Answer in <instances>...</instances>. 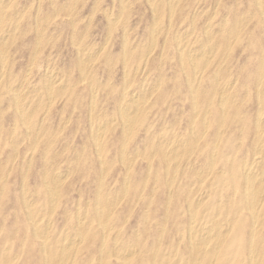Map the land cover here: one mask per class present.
Returning a JSON list of instances; mask_svg holds the SVG:
<instances>
[{"label":"rangeland","instance_id":"obj_1","mask_svg":"<svg viewBox=\"0 0 264 264\" xmlns=\"http://www.w3.org/2000/svg\"><path fill=\"white\" fill-rule=\"evenodd\" d=\"M0 36V264H264V0H0Z\"/></svg>","mask_w":264,"mask_h":264},{"label":"bare ground","instance_id":"obj_2","mask_svg":"<svg viewBox=\"0 0 264 264\" xmlns=\"http://www.w3.org/2000/svg\"><path fill=\"white\" fill-rule=\"evenodd\" d=\"M81 1V0H80ZM171 1V0H170ZM1 2H3V1H1ZM6 2V1H5ZM125 2V1H124ZM127 2V1H126ZM7 3V2H6ZM175 3V2H174ZM185 3V2H184ZM171 4H173V2H171ZM257 4H258V2H257ZM2 5V4H1ZM4 5V4H3ZM129 5V4H128ZM183 5V4H182ZM66 6V5H65ZM151 6V5H150ZM176 6V5H175ZM238 6V5H237ZM7 10V9H6ZM169 10H171V9H169ZM16 11V10H15ZM23 11V10H22ZM21 11V12H22ZM210 11V10H209ZM215 11V10H214ZM19 12V11H18ZM38 12V11H37ZM59 13V12H58ZM171 13V12H170ZM198 13V12H197ZM2 14V13H1ZM5 14V13H4ZM15 14V13H14ZM243 14V13H242ZM229 15V14H228ZM110 16V15H109ZM173 16V15H172ZM200 16V15H199ZM11 17V16H10ZM112 17V16H111ZM2 18V17H1ZM116 18V17H115ZM226 19V18H225ZM45 20V19H44ZM111 20H112V18H111ZM116 20V19H115ZM224 20V19H223ZM114 21V20H113ZM46 22V21H45ZM90 22V21H89ZM220 22V21H219ZM218 22V23H219ZM225 22V21H224ZM239 22V21H238ZM237 22V23H238ZM1 23H2V20H1ZM118 23V22H117ZM170 23V22H169ZM15 24H16V22H15ZM37 24V23H36ZM157 24V23H156ZM210 24V23H209ZM239 24H242L241 22L239 23ZM18 25H19V23H18ZM234 25V24H233ZM17 26V25H16ZM38 26V25H37ZM223 26V25H222ZM235 26H236V24H235ZM240 26V25H239ZM247 26V25H246ZM201 27V26H200ZM220 27V26H219ZM232 27V26H231ZM236 27H238V26H236ZM17 28V27H16ZM208 28V27H207ZM9 29V28H8ZM164 29V28H163ZM221 29H223V28H221ZM236 28H234V30H235ZM13 30H14V28H13ZM192 30V29H191ZM215 30V29H214ZM228 30V29H227ZM191 32H193V31H191ZM210 32H211V30H210ZM209 32V33H210ZM226 32V31H225ZM237 31H235V33H236ZM13 33V32H12ZM160 33V32H159ZM158 33V34H159ZM181 33V32H180ZM180 33L178 34V35H180ZM206 33V32H205ZM221 33H222V31H221ZM234 33V34H235ZM238 33V32H237ZM237 33H236V35H237ZM190 34V33H189ZM208 34V33H207ZM3 35H5V34H3ZM164 35V34H163ZM183 36H185V35H183ZM214 36V35H213ZM220 36H221V34H220ZM225 36V35H224ZM1 37V36H0ZM177 37V36H176ZM182 37V36H181ZM181 37H180V39H181ZM219 37V36H218ZM4 38V37H3ZM186 38H187V36H186ZM220 38V37H219ZM225 39V38H224ZM229 39H231L230 37H229ZM4 40H5V38H4ZM188 40V39H187ZM194 40V39H193ZM192 40V41H193ZM202 40H205V39H201V42H202ZM179 41V40H178ZM206 41H207V38H206ZM217 41H219V39L218 40H216V42ZM227 41H228V39H227ZM236 41V40H235ZM182 42V41H181ZM194 42V41H193ZM108 43V42H107ZM202 43H204V42H202ZM208 43V42H207ZM207 43H205V44H207ZM210 43V42H209ZM223 43H225V40H224V42ZM94 44V43H93ZM192 43H190L189 44V47L190 46H192L191 45ZM198 44V43H197ZM201 44V43H200ZM214 44H216V43H214ZM202 45V44H201ZM218 45V44H217ZM186 46V45H185ZM205 46V45H204ZM87 47V46H86ZM212 47H213V45H212ZM225 47H226V45H225ZM102 48V47H101ZM179 48V47H178ZM182 48H184V47H182ZM194 48V47H193ZM205 48V50H206V47H204ZM203 48V49H204ZM211 48V47H210ZM214 48V47H213ZM224 48V47H223ZM150 49V48H149ZM189 49V48H188ZM192 49V48H191ZM190 49V50H191ZM196 49H198V47L196 48ZM196 49H195V51H196ZM202 49V50H203ZM212 49V48H211ZM217 49H219V48H217ZM180 50H181V48H180ZM199 50H201V49H199ZM198 50V51H199ZM201 50V51H202ZM208 50V49H207ZM225 50V49H224ZM227 50V49H226ZM37 51V50H36ZM79 51V50H78ZM110 51V50H109ZM179 51V50H178ZM178 51H176V52H178ZM182 51H184V50H182ZM209 51V50H208ZM214 51V49H212V52ZM223 51V50H222ZM83 52V51H82ZM125 52V51H124ZM150 52V51H149ZM180 52V51H179ZM190 52V51H189ZM197 52V51H196ZM204 52V51H203ZM211 52V50L208 52V53H210ZM211 52V53H212ZM215 52V51H214ZM229 52V51H228ZM91 53V52H90ZM188 53V52H187ZM194 53V52H193ZM205 53H207L206 51H205ZM204 53V54H205ZM220 53H223V52H220ZM93 54V53H92ZM189 54V53H188ZM108 55V54H107ZM106 55V56H107ZM185 56H186V53L184 54ZM200 55V54H199ZM199 55H198V57H199ZM213 55V54H212ZM196 56V55H195ZM201 56V55H200ZM206 56V55H205ZM147 57V56H146ZM227 57V56H226ZM5 58V57H4ZM4 58H2V60L4 59ZM78 58H79V56H78ZM86 58V57H85ZM164 58V57H163ZM196 58V57H195ZM204 58V57H203ZM210 57H209V55H208V59H209ZM219 58H220V55H219ZM95 59V58H94ZM5 60V59H4ZM33 60V59H32ZM182 60V59H181ZM188 61H190V60H188ZM187 61V62H188ZM199 62V61H198ZM207 62V61H206ZM3 63V62H2ZM5 63V62H4ZM192 63V62H191ZM197 63V62H196ZM32 64V63H31ZM140 64V63H139ZM199 64V63H198ZM204 64V63H203ZM264 65V64H263ZM4 66V65H3ZM92 66V65H91ZM197 66V65H196ZM195 66V67H196ZM203 66V65H202ZM30 67V66H29ZM263 67V66H262ZM83 68V67H82ZM91 68V67H90ZM151 69V68H150ZM195 69V68H194ZM193 69V70H194ZM258 70V69H257ZM139 71V70H138ZM219 71V70H218ZM30 72V71H29ZM49 72V71H48ZM52 72L54 73V71L52 70ZM193 72H195V71H193ZM220 72V71H219ZM82 73V72H81ZM47 74V73H46ZM48 74H50V73H48ZM203 74V73H202ZM162 75V74H161ZM50 76V75H49ZM48 76V77H49ZM87 76V75H86ZM47 77V78H48ZM51 77V76H50ZM58 77V76H57ZM82 77V76H81ZM129 77V76H128ZM207 77H208V75H207ZM259 77V76H258ZM52 78V77H51ZM60 78V77H59ZM215 78V77H214ZM24 79V78H23ZM108 79V78H107ZM158 79H159V77H158ZM262 79V78H261ZM260 79V80H261ZM26 80V79H25ZM57 80V79H56ZM55 80V81H56ZM193 80V79H192ZM213 80V79H212ZM236 80V79H235ZM53 81H54V79H53ZM54 81V82H55ZM144 81V80H143ZM156 81V80H155ZM187 81H188V79H187ZM215 80H213V82H214ZM58 82V81H57ZM233 82V81H232ZM50 83H51V81H50ZM56 83V82H55ZM156 83V82H155ZM224 83V82H223ZM230 83V82H229ZM261 83H262V81H261ZM64 84H66V83H64ZM150 84H152V83H150ZM157 84V83H156ZM200 84V83H199ZM24 85V84H23ZM76 85V84H75ZM153 85V84H152ZM161 85V84H160ZM257 85V84H256ZM126 86H127V84H126ZM157 86V85H156ZM22 87V86H21ZM27 87V86H26ZM32 87H33V85H32ZM31 87V89H34V87L32 88ZM45 88H46V86H44ZM49 87H51V88H49ZM49 87H48V89L50 90V89H53L52 87L53 86H51V85H49ZM59 87V86H58ZM62 87H63V85H62ZM61 87V88H62ZM66 87H68L67 85H66ZM65 87V88H66ZM190 87V86H189ZM12 88H13V86H12ZM16 88V87H15ZM36 88V87H35ZM69 88V87H68ZM158 88V87H157ZM194 88V87H193ZM214 88V87H213ZM217 88V87H216ZM14 89V88H13ZM229 89V88H228ZM19 90V89H18ZM40 90H41V88H40ZM62 90V89H61ZM65 90V89H64ZM69 91V90H68ZM72 91V90H71ZM196 91H197V89H196ZM258 91H259V89H258ZM28 92H29V90H28ZM45 92V91H44ZM62 92V91H61ZM67 92V91H66ZM18 93V92H17ZM24 93V92H23ZM23 93H22V95H23ZM33 93V92H32ZM52 93V92H51ZM50 93V94H51ZM123 93V92H122ZM124 93H125V91H124ZM132 93V92H131ZM213 93V92H212ZM26 93H24V95H25ZM70 94V93H69ZM127 94V93H126ZM133 94V93H132ZM136 94V93H135ZM18 95V94H17ZM29 95V94H28ZM27 95V96H28ZM36 95V94H35ZM123 95V94H122ZM137 95V94H136ZM51 96V95H50ZM56 96V95H55ZM54 96V97H55ZM48 97V96H47ZM95 97V96H94ZM123 97V96H122ZM129 97V96H128ZM135 97V96H134ZM142 97V96H141ZM41 98V97H40ZM56 98V97H55ZM68 98V97H67ZM222 98V97H221ZM246 98V97H245ZM33 99V98H32ZM121 99V98H120ZM125 99V98H124ZM128 99H130V98H128ZM127 99V100H128ZM55 100V99H54ZM95 100V99H94ZM31 101V100H30ZM29 101V102H30ZM123 101V100H122ZM137 101V100H136ZM227 101V100H226ZM260 101V100H259ZM39 102V101H38ZM52 102V101H51ZM50 102V103H51ZM120 102H121V100H120ZM130 102V101H129ZM221 102H223V99H221ZM261 102V101H260ZM16 103V102H15ZM29 104V103H28ZM120 104V103H119ZM126 104V103H125ZM129 104V103H128ZM36 105H38V103H36ZM40 105V104H39ZM127 105V104H126ZM207 105V104H206ZM17 106V105H16ZM122 106V105H121ZM147 106V105H146ZM259 106V105H258ZM37 107V106H36ZM129 107V106H128ZM135 107V106H134ZM223 107V106H222ZM224 107H226V105L224 106ZM22 108V107H21ZM35 108V107H34ZM122 108V107H121ZM126 108V107H125ZM259 108V107H258ZM24 110L26 109V105H25V107L23 108ZM28 110H29V108H27ZM126 109H128V108H126ZM46 110V109H45ZM119 110H120V108H119ZM130 110V109H129ZM18 111V110H17ZM205 111V110H204ZM26 112V111H25ZM31 112V111H30ZM128 112V111H127ZM133 112V111H132ZM182 112V111H181ZM260 112V111H259ZM19 113H21V112H19ZM23 113V112H22ZM21 113V114H22ZM33 113H34V110H33ZM104 113V112H103ZM123 113H124V111H123ZM126 113V112H125ZM145 113V112H144ZM203 113V112H202ZM222 113H223V111H222ZM27 114H28V112H27ZM45 114V113H44ZM206 113H204V115H205ZM23 115V114H22ZM31 115V114H30ZM223 115V114H222ZM126 116V115H125ZM203 116V115H202ZM233 116V115H232ZM221 117V116H220ZM260 117H262V116H260ZM113 118V117H112ZM222 118V117H221ZM224 118V117H223ZM204 119H205V117H204ZM27 120V119H26ZM30 120V119H29ZM42 120V119H41ZM111 120V119H110ZM128 120V119H127ZM131 119H129V121H130ZM203 120V119H202ZM201 120V121H202ZM222 120V119H221ZM263 120V119H262ZM22 121V120H21ZM133 121V120H132ZM67 122H68V119H67ZM92 122V121H91ZM204 122H205V120H204ZM203 122V123H204ZM43 123V122H42ZM66 123V122H65ZM98 123V122H97ZM135 123V122H134ZM259 123V122H258ZM28 124H29V122H28ZM64 124V123H63ZM108 124V123H107ZM127 124V123H126ZM133 124V123H132ZM174 124H175V122H174ZM252 124V123H251ZM105 126H106V124H104ZM117 125V124H116ZM115 125V126H116ZM119 125V124H118ZM101 126H103V125H101ZM105 126H103V127H105ZM133 126V125H132ZM219 126V125H218ZM27 127H30V126H27ZM62 127V126H61ZM203 127H204V124H203ZM123 128V127H122ZM188 128V127H187ZM101 129V128H100ZM219 129V128H218ZM259 129V128H258ZM97 131V130H96ZM132 131V130H131ZM161 131V130H160ZM127 132V131H126ZM195 132V131H194ZM13 133V132H12ZM30 133V132H29ZM37 133V132H36ZM172 133V132H171ZM191 133V132H190ZM221 133V132H220ZM38 134V133H37ZM104 134V133H103ZM127 134V133H126ZM200 134V133H199ZM183 135V134H182ZM189 135V134H188ZM180 136V135H179ZM178 136V137H179ZM190 136H191V134H190ZM36 137V136H35ZM103 137V136H102ZM170 137V136H169ZM201 137H202V135H201ZM200 137V138H201ZM196 138V137H195ZM253 138H255V137H253ZM262 138V137H261ZM261 138H259L258 139V141H257V146L259 147V149H260V151H259V153H261L262 154V156L264 155V144L262 143V141L263 140H260ZM24 139V138H23ZM22 139V140H23ZM96 139V138H95ZM148 139V138H147ZM175 139V138H174ZM188 139V138H187ZM36 140V139H35ZM38 140V139H37ZM97 140V139H96ZM173 140V139H172ZM190 140V139H189ZM163 141H166V140H163ZM184 141V140H183ZM186 141V140H185ZM214 141H217L216 139L214 140ZM18 142H19V140H18ZM102 142V141H101ZM220 142V141H219ZM168 143V142H167ZM179 143V142H178ZM127 144V143H126ZM183 144V143H182ZM192 144V143H191ZM196 144V143H195ZM19 145V144H18ZM95 145H96V141H95ZM176 145V144H175ZM174 145V146H175ZM167 146V145H166ZM178 146V145H177ZM187 146V145H186ZM185 146V147H186ZM191 146V145H190ZM195 146V145H194ZM238 146V145H237ZM96 147V146H95ZM99 147V146H98ZM168 147V146H167ZM158 148V147H157ZM237 148V147H236ZM97 149V148H96ZM182 149V148H181ZM145 150V149H144ZM164 150V149H163ZM190 150H192V149H190ZM190 150H188V151H190ZM256 150V149H255ZM187 151V152H188ZM166 152V151H165ZM119 153V152H118ZM171 153V152H170ZM212 153V152H211ZM213 153H214V151H213ZM136 156V155H135ZM135 156H134V158H135ZM137 156H139L138 154H137ZM213 157V156H212ZM32 158V157H31ZM120 159H121V157H120ZM210 160H211V158H210ZM130 161V160H129ZM132 161V160H131ZM233 161V160H232ZM256 161H258V159L256 160ZM260 161V160H259ZM13 162H14V160H13ZM100 163H101V161H100ZM242 163H244V162H242ZM213 164V163H212ZM196 165V164H195ZM243 165V164H242ZM7 166V165H6ZM29 166V165H28ZM246 166V165H245ZM192 167V166H191ZM212 166L210 165V168H211ZM258 168H259V166H258V162H254V163H252V165H250L249 166V164H248V166H247V168H246V171H245V185H246V192H245V196H246V200H247V202H248V205H250V207H251V211H252V216L253 217H255V209L257 208V206H258V203H259V200L264 196V163H263V166H260V169H259V171H258ZM151 169V168H150ZM174 169V168H173ZM173 169H171V170H173ZM222 169V168H221ZM221 169L219 170V171H221ZM197 170V169H196ZM59 171V170H58ZM201 171V170H200ZM209 171V170H208ZM241 171H242V169H241ZM66 172V171H65ZM157 172V171H156ZM175 172V171H174ZM146 173H147V170H146ZM60 173L58 172V175H59ZM155 174V173H154ZM157 174V173H156ZM200 174H201V172H200ZM63 175V174H62ZM61 175V176H62ZM146 175V174H145ZM243 175H244V172H243ZM52 176V175H51ZM124 176V175H123ZM170 176H172V175H170ZM220 176H222V175H220ZM8 177V176H7ZM59 177V176H58ZM65 177V176H64ZM62 178V177H61ZM105 178V177H104ZM156 178V177H155ZM220 178V177H219ZM188 179V178H187ZM128 180V179H127ZM166 180V179H165ZM190 180V179H189ZM61 181V180H60ZM179 181V180H178ZM49 182V181H48ZM180 182V181H179ZM192 182H194V180L192 181ZM208 182H209V179H208ZM223 182L224 181H222V184H223ZM125 183V182H124ZM216 183H218V182H216ZM101 184V183H100ZM144 184V183H143ZM221 184V185H222ZM183 185V184H182ZM191 185H193V184H191ZM214 185H216V184H214ZM187 186H189V183L187 184ZM201 186V185H200ZM145 187V186H144ZM216 187V186H215ZM214 187V188H215ZM3 188V187H2ZM58 188V187H57ZM171 188V187H170ZM188 189H190V187L188 188ZM122 190V189H121ZM187 190V189H186ZM185 190V191H186ZM205 189H203V191H204ZM142 191V190H141ZM189 191V190H188ZM194 191H196V189L194 190ZM121 192V191H120ZM214 192V191H213ZM234 192V191H233ZM98 193V192H97ZM190 193V192H189ZM209 193V192H208ZM55 194V193H54ZM203 194V193H202ZM205 194H207V193H205ZM26 195V194H25ZM98 195V194H97ZM124 195V194H123ZM200 195H201V193H200ZM213 195V194H212ZM115 196V195H114ZM107 197H109V196H107ZM25 198V197H24ZM28 198V197H27ZM115 197H113V199H114ZM178 198V197H177ZM194 197H192V199H193ZM244 198V197H243ZM50 199V198H49ZM205 199V198H204ZM56 200V199H55ZM184 200V199H183ZM215 200V199H214ZM220 200V199H219ZM97 201H99V200H97ZM201 201V200H200ZM245 201V200H244ZM26 202V201H25ZM110 202H112V201H110ZM117 202V201H116ZM195 202H196V200H195ZM216 202V201H215ZM219 202V201H218ZM217 202V203H218ZM233 202V201H232ZM108 203V202H107ZM113 203H115V202H113ZM216 203V204H217ZM227 203V202H226ZM29 204V203H28ZM215 204V203H214ZM224 204V203H223ZM207 205V204H206ZM205 205V206H206ZM211 205V204H210ZM29 206V205H28ZM32 206V205H31ZM52 206V205H51ZM135 206V205H134ZM231 206V205H230ZM262 206V205H261ZM53 207H54V205H53ZM207 207V206H206ZM241 207H242V205H241ZM134 208V207H133ZM189 208V207H188ZM98 209V208H97ZM206 209V208H205ZM32 210V209H31ZM31 210H29V211H31ZM228 210V209H227ZM238 210H240V209H238ZM83 211V210H82ZM81 211V212H82ZM133 211V210H132ZM204 211V210H203ZM202 211V212H203ZM53 212V211H52ZM69 212V211H68ZM197 212V211H196ZM259 212V211H258ZM257 212V213H258ZM184 213V212H183ZM204 213V212H203ZM218 213V212H217ZM79 214H81V213H79ZM180 214H182V213H180ZM179 214V215H180ZM185 214V213H184ZM191 214V213H190ZM218 215V214H217ZM238 215H239V213H238ZM244 215V214H243ZM258 215V214H257ZM90 216V215H89ZM88 216V217H89ZM193 216V215H192ZM31 217V216H30ZM45 217V216H44ZM77 217V216H76ZM80 217H81V215H80ZM96 217V216H95ZM109 217V216H108ZM179 217V216H178ZM195 217V216H194ZM217 217V216H216ZM215 217V218H216ZM225 217V216H224ZM246 217V216H245ZM43 218V217H42ZM97 218V217H96ZM192 218V217H191ZM201 218H202V216H201ZM51 219V218H50ZM218 219V218H217ZM251 219H252V217H251ZM33 220H34V218H33ZM81 220H82V218H81ZM191 220V219H190ZM193 220V219H192ZM223 220V219H222ZM222 220L220 221V222H222ZM232 220H233V217H232ZM252 220H254V219H252ZM91 221V220H90ZM199 221H201V220H199ZM230 221V220H229ZM36 222V221H35ZM39 222H40V220H39ZM38 222V223H39ZM228 222V221H227ZM254 222H256V220L254 221ZM86 223H87V221H86ZM178 223H180V222H178ZM192 223H195V222H192ZM33 224V223H32ZM182 224V223H181ZM184 224H186V223H184ZM183 224V225H184ZM223 224V223H222ZM221 224V225H222ZM232 224V223H231ZM252 224V223H251ZM189 225H190V223H189ZM204 225V224H203ZM202 225V226H203ZM218 225V224H217ZM224 225V224H223ZM104 226V225H103ZM102 226V227H103ZM162 226V225H161ZM210 226V225H209ZM220 226V225H219ZM49 227V226H48ZM183 227V226H182ZM185 227V226H184ZM212 227V226H211ZM44 228V227H43ZM76 228V227H75ZM97 228V227H96ZM111 228V227H110ZM109 228V229H110ZM114 228V227H113ZM113 228H111V229H113ZM203 228V227H202ZM207 228V227H206ZM224 228V227H223ZM256 228V227H255ZM73 229H74V227H73ZM205 229V228H204ZM44 230V229H43ZM179 230V229H178ZM181 230H183V229H181ZM190 230V229H189ZM196 230H197V228H196ZM210 230V229H209ZM252 230V229H251ZM262 230V229H261ZM260 230V231H261ZM34 231H36V230H34ZM89 231V230H88ZM171 231V230H170ZM36 232H38V230L36 231ZM40 232V231H39ZM43 232V231H42ZM87 232V231H86ZM97 232H99V231H97ZM136 232V231H135ZM182 232V231H181ZM180 232V233H181ZM222 232H224V231H222ZM226 232V231H225ZM193 233H194V230H193ZM196 233V232H195ZM251 233H252V231H251ZM45 234V233H44ZM43 234V236H45ZM254 234V233H253ZM252 234V235H253ZM59 235V234H58ZM68 235V234H67ZM96 235V234H95ZM184 235H186V234H184ZM219 232L218 233H216V232H214V231H207L206 233H205V235H204V237L201 239V238H199V242L198 243H196V248L197 249H199L203 244H205V243H207V242H209L210 243V241H212V240H219ZM64 236V235H63ZM70 236H71V234H70ZM199 236V235H198ZM55 237V236H54ZM65 237V236H64ZM69 237V236H68ZM180 237V236H179ZM191 237V236H190ZM189 237V238H190ZM45 238V237H44ZM72 238V237H71ZM75 238V237H74ZM77 238V237H76ZM194 238V237H193ZM62 239V238H61ZM77 240V239H76ZM173 240V239H172ZM201 240V241H200ZM73 241V240H72ZM80 241V240H79ZM119 241H120V239H119ZM180 242V241H179ZM252 243V241L250 242V244ZM104 244V243H103ZM172 244V243H171ZM192 244V243H191ZM256 244V243H255ZM23 245V244H22ZM69 245V244H68ZM185 245V244H184ZM251 245H253L254 246V242L251 244ZM54 246V245H53ZM61 246H63V245H61ZM70 246V245H69ZM75 246V245H74ZM78 246V245H77ZM43 247H45V246H43ZM48 247V246H47ZM71 247V246H70ZM101 247H102V245H101ZM132 247V246H131ZM170 247H172V246H170ZM176 247V246H175ZM175 247H174V249H175ZM187 247V246H186ZM255 247V246H254ZM4 248V247H3ZM67 248V247H66ZM104 248V247H103ZM178 248V247H177ZM260 248V247H259ZM5 249V248H4ZM43 249H45V248H43ZM47 249V248H46ZM68 249H69V247H68ZM126 249V248H125ZM135 249V248H134ZM171 249V248H170ZM173 249V250H174ZM188 249V248H187ZM64 250V249H63ZM132 250V249H131ZM166 250H167V248H166ZM177 250V249H176ZM182 250V249H181ZM186 250V249H185ZM2 251V250H1ZM130 251V250H129ZM172 251V250H171ZM210 251V250H209ZM252 251V250H251ZM127 252V251H126ZM185 252V251H184ZM212 252V251H211ZM254 251H252L251 252V264H258L257 263V260H256V258H255V252L253 253ZM45 253V252H44ZM76 253V252H75ZM101 253V252H100ZM155 253V252H154ZM167 253V252H166ZM172 253H173V251H172ZM107 254H108V252H107ZM127 254V253H126ZM46 255V254H45ZM166 255H168V254H166ZM173 256L175 255V253H173L172 254ZM181 255V254H180ZM187 255V254H186ZM255 255V256H254ZM18 256V255H17ZM68 256V255H67ZM129 256V255H128ZM170 256V255H169ZM172 256V257H173ZM188 256V255H187ZM210 256V255H209ZM166 257V259H165V261L167 262V260L169 259V257H167V256H165ZM178 257V256H177ZM183 256H181L180 258H182ZM198 257V256H197ZM16 258V257H15ZM109 258H110V256H109ZM122 258V257H121ZM168 258V259H167ZM179 258V259H180ZM249 258V257H248ZM5 259V258H4ZM9 260V259H8ZM15 260V259H14ZM14 260H12V261H14ZM64 260V259H63ZM101 260V259H100ZM171 260H172V258H171ZM11 261V262H12ZM177 261H178V258H177ZM185 261V260H184ZM259 261V260H258ZM6 262V261H5ZM72 262V261H71ZM126 262V261H125ZM171 262V261H170ZM176 262V261H175ZM174 262V263H175ZM186 262V261H185ZM46 263V262H45ZM53 263V262H52ZM125 264H127V262L125 263Z\"/></svg>","mask_w":264,"mask_h":264}]
</instances>
